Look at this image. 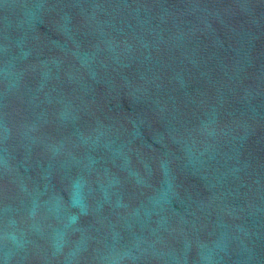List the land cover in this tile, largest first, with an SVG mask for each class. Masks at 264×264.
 Masks as SVG:
<instances>
[{"label": "water", "instance_id": "obj_1", "mask_svg": "<svg viewBox=\"0 0 264 264\" xmlns=\"http://www.w3.org/2000/svg\"><path fill=\"white\" fill-rule=\"evenodd\" d=\"M0 264H264V0H0Z\"/></svg>", "mask_w": 264, "mask_h": 264}]
</instances>
